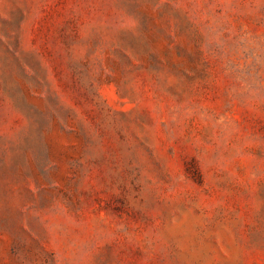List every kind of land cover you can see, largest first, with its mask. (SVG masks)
Wrapping results in <instances>:
<instances>
[{"label": "rangeland", "instance_id": "374dc122", "mask_svg": "<svg viewBox=\"0 0 264 264\" xmlns=\"http://www.w3.org/2000/svg\"><path fill=\"white\" fill-rule=\"evenodd\" d=\"M0 264H264V0H0Z\"/></svg>", "mask_w": 264, "mask_h": 264}]
</instances>
